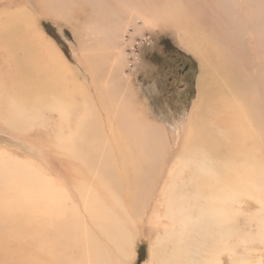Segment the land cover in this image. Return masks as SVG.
Instances as JSON below:
<instances>
[{
  "label": "bare ground",
  "instance_id": "obj_1",
  "mask_svg": "<svg viewBox=\"0 0 264 264\" xmlns=\"http://www.w3.org/2000/svg\"><path fill=\"white\" fill-rule=\"evenodd\" d=\"M30 2L39 16L71 24L100 110L24 9ZM0 3V125L21 136L51 131L37 148L68 185L0 151V222L18 215L19 234H8L25 246L20 260L130 264L146 228L151 264H244L238 252L255 244L264 252V0H206L210 18L178 0ZM168 23L200 65L177 153L166 149V131L140 119L126 71L141 59L127 63L123 53L126 27L132 38Z\"/></svg>",
  "mask_w": 264,
  "mask_h": 264
},
{
  "label": "rangeland",
  "instance_id": "obj_2",
  "mask_svg": "<svg viewBox=\"0 0 264 264\" xmlns=\"http://www.w3.org/2000/svg\"><path fill=\"white\" fill-rule=\"evenodd\" d=\"M178 1L184 10L194 15L197 13L198 18L202 17L199 13L209 18V15L212 14V8H209L211 5L205 3L206 0ZM24 7L30 15L34 16L33 18L37 22L36 25L44 31L46 37L55 43L60 50L61 56L72 69L74 77H76L75 79L81 85L87 87L89 93H91L93 97L91 98L90 106L94 111L100 110V102L98 103L96 100V88L92 82L95 79L94 74L89 68L88 70L86 69L82 59H79L75 54L78 42L71 30V24L51 17L46 18L45 13H41V16H39V9L35 7V3L30 2L26 6L24 5ZM12 8L7 7L6 9ZM0 10H3L1 3ZM137 24L140 26V21H137ZM126 28L127 31L123 36V53L126 54V62L131 63L137 57L141 59L139 66H136L133 70L128 68V71H126L132 83V88L138 95L134 106L139 115L141 114V120H147L156 128L160 127L163 131L167 132V135L164 134L167 139V143H164L166 149L170 153H175V151L177 153L182 143L183 128L188 121L191 108L194 105L193 103L197 100V79L200 74L198 59L181 45L179 41L180 34L169 23L166 29L159 28V26L151 30L141 28V31H139L143 37L140 36L141 34H135L130 38L131 34L134 33V29L131 26ZM129 41L130 44L127 45ZM252 44L254 45V42ZM263 52L261 53L263 54ZM250 59L252 66L253 56ZM50 134L52 135V132L49 130H39L21 136L0 125V151L7 152L9 155L25 161H31L41 169L40 171H44L45 174L52 177L56 183L61 182L65 187H68L63 176L61 175L60 177L56 171L57 169L53 165L56 163L53 162L52 156L47 151L46 153L41 152L37 148L38 142H45V137H50ZM171 160L168 159L165 164L167 167L171 165ZM242 207L252 213L257 209L254 203L250 201L243 202ZM14 214L10 226L7 224L8 221L0 222V243H3L0 246V264H26L27 262L26 260H20L23 256L22 251H25L23 243L21 244L18 240H15L17 235L11 236L8 234L9 231L19 234L18 229L15 230L18 215L15 214L14 216ZM243 223L244 221L240 220L235 226L239 227L237 231L242 233L246 238L251 232L247 229L243 230ZM248 228L253 230L255 227L249 226ZM135 235L138 237L134 243V257L131 259L130 264H151V261L154 259L151 247H153L155 235L148 233L147 228L145 230L142 229V232H138ZM11 237L16 238L12 240ZM239 239L241 238L238 235L236 241ZM27 253L30 254V251ZM237 256L244 261V264H264V252L261 251L257 244H255L254 250L251 248L248 251L238 252ZM260 257H263V259L258 261ZM240 259L237 257L238 261H241ZM221 260L220 264H229L228 259L223 258Z\"/></svg>",
  "mask_w": 264,
  "mask_h": 264
}]
</instances>
